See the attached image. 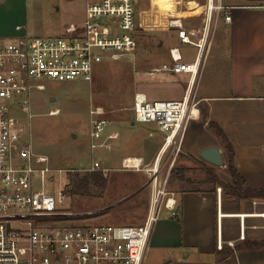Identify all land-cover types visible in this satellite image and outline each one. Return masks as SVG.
Masks as SVG:
<instances>
[{
    "label": "built area",
    "instance_id": "2783aa9c",
    "mask_svg": "<svg viewBox=\"0 0 264 264\" xmlns=\"http://www.w3.org/2000/svg\"><path fill=\"white\" fill-rule=\"evenodd\" d=\"M144 0H88L82 24H70L57 36L20 35L0 39V264H143L154 223L163 207L175 211V192L169 190L170 171L147 165L143 157L126 156L122 168L145 171L152 187L148 214L142 224H80L74 212L64 210L67 184L57 192L48 189L56 178L75 171L106 172L96 158L101 149H112L119 131H109L112 121L102 106L90 108L91 161L77 169L55 168L49 157L34 148L22 115L30 113L35 92L46 89L47 79L91 82L95 65L105 58L119 59L137 45V7ZM152 6L153 0H148ZM264 6V5H263ZM226 7L207 0L210 20ZM225 20L232 16L225 13ZM215 22L217 19L215 18ZM182 43L198 48L193 61L184 60L180 47L170 48L171 60L151 68L150 75L187 73L194 83L201 73L208 47L207 28L188 27L180 17H170ZM188 85V86H189ZM189 91L182 99L151 100L134 95L136 122H154L165 133L166 143L182 139L195 103ZM60 109L53 110L57 114ZM245 236L244 231L241 235ZM232 245L233 243L230 242ZM222 247V242L219 243Z\"/></svg>",
    "mask_w": 264,
    "mask_h": 264
},
{
    "label": "crops",
    "instance_id": "0c3cea01",
    "mask_svg": "<svg viewBox=\"0 0 264 264\" xmlns=\"http://www.w3.org/2000/svg\"><path fill=\"white\" fill-rule=\"evenodd\" d=\"M19 1L0 0V7L8 6L7 16H15L19 13L16 9ZM61 1L67 3V0ZM87 1L76 0L73 8L57 9L62 23L56 29L64 26L61 34L70 24L83 23ZM145 1L147 9H151L154 27L164 26L171 30L167 25L170 17H180L184 21L194 15L202 19L200 28L211 23L219 26V34L208 45L201 73L194 83L189 85L187 73H162V81L140 85L135 91L145 93L151 100L182 99L189 91L192 93L195 104L182 139L178 137L173 143H166L165 133L156 123L136 122L133 114L128 123L112 121L109 128V131L120 133L112 140V148L121 154V159L139 156L150 167L158 164L163 174L170 171L168 188L175 192L177 207L175 211L161 209L146 252L149 246L156 248L153 259L163 264H264V244L261 245L264 241V200L232 194L219 182L232 185L233 177L227 165L229 154L225 142L209 124L210 121L218 123L232 142L235 165L246 185L264 188V0H219L226 8L212 20L207 16V0H153L152 6ZM162 9L182 10L161 18ZM225 13L231 14L230 22L225 20ZM40 30L47 28L43 25ZM1 35L13 38L27 33L20 23L10 30L0 23ZM169 43L166 62L171 60L170 48L177 45L184 60L196 59L198 48L193 45L194 54H190V47L181 42L176 31ZM216 48L219 57L216 74L220 75L216 76L215 83L204 85L203 69ZM136 123L142 124L141 131L132 128ZM210 145L221 148L223 166L201 157V150ZM180 157L208 163V170L217 173L214 176L209 172L211 180L209 177L188 178L181 168L173 173ZM221 242L222 247L219 246ZM146 252L143 264L147 260Z\"/></svg>",
    "mask_w": 264,
    "mask_h": 264
},
{
    "label": "rangeland",
    "instance_id": "374dc122",
    "mask_svg": "<svg viewBox=\"0 0 264 264\" xmlns=\"http://www.w3.org/2000/svg\"><path fill=\"white\" fill-rule=\"evenodd\" d=\"M66 2L61 0H33L32 2L21 0L16 6L19 13L15 16H7L8 6H1V26L10 30L15 28L16 23H20L24 26L28 36L60 35L64 26L61 27L62 30L56 29L58 24L62 23L57 9L73 8L72 3H75L76 0H67ZM145 2V0L142 1L137 7L140 12L137 15L135 28L137 45L132 52L119 59L105 58L96 64L94 78L91 82L83 79L65 82L47 79L45 81L46 89L33 93L29 102L30 113L33 115L31 118L28 115L21 117L26 125L27 134L31 135L33 139L34 148L37 152L49 157L52 167L77 169L81 162L90 163L89 131L90 108L92 106H102L106 111L105 116L113 122L128 123L132 119V105L136 89L140 85L147 83L152 85L151 82L163 80L162 73L156 76L148 73L151 68L166 62L169 38L176 28L169 30L164 26L154 27L150 19L151 9H147L148 6ZM180 10L182 9H162L161 18L170 12ZM197 17L194 15L184 21L188 27L200 28L202 19ZM215 24L211 23L206 30L208 45L219 34V26ZM43 25L47 30H40ZM9 36L11 35H1L0 39L7 38L5 41H8ZM188 47H190V54H194V46L188 44ZM217 53L218 49L216 48L211 54L207 67L205 64L206 68L203 69L204 85L215 83L216 76L220 75L216 74L219 59ZM157 97H161V95ZM57 109H60V112L52 114V111ZM141 126L142 124L136 123L132 128L141 131ZM95 156L107 169L106 172L95 171L104 173L108 179L107 185L103 188L91 181L87 191L75 192L74 179L77 176L87 177L92 172L75 171L70 175L71 185L67 187L62 208L75 213L71 217L74 223L142 224L148 214L152 194V187L147 184L149 174L145 171L122 168L121 154L113 148L101 149L96 152ZM208 165V163L196 159H181L180 157L173 168V173L175 169L181 168L184 169L183 175L188 178L206 179L209 177L210 179ZM216 173L213 174L216 175ZM174 175L172 174V176ZM68 182L66 176L61 179L57 177L54 184L48 185V189L57 192L60 185L65 187ZM137 186L140 187L139 191L136 190ZM154 251H157L156 248L149 246L145 264H163L153 259Z\"/></svg>",
    "mask_w": 264,
    "mask_h": 264
},
{
    "label": "trees",
    "instance_id": "16d2710c",
    "mask_svg": "<svg viewBox=\"0 0 264 264\" xmlns=\"http://www.w3.org/2000/svg\"><path fill=\"white\" fill-rule=\"evenodd\" d=\"M209 124L218 133V135L221 136V138L225 142L226 149L229 154L227 165L233 177L232 185L218 179L219 182H221V184H223L228 189V191L231 192L232 194L244 196V197L261 198L264 200V188H252L246 185V181L244 177L241 175V173L239 172V170L237 169L235 165V149L233 147V144L229 140L227 134L224 132L222 127L214 121H210ZM212 175H214L213 172H212ZM91 181H94L96 184L104 188L107 185L108 179L102 171H99V172L92 171L90 175H87V177L77 176L74 179V186L76 187L75 192L87 191ZM70 185H71V178L69 177V182L67 186L69 187ZM263 244H264V241L261 243V245Z\"/></svg>",
    "mask_w": 264,
    "mask_h": 264
},
{
    "label": "water",
    "instance_id": "95a60500",
    "mask_svg": "<svg viewBox=\"0 0 264 264\" xmlns=\"http://www.w3.org/2000/svg\"><path fill=\"white\" fill-rule=\"evenodd\" d=\"M200 155L206 161L217 166L224 165V157L221 148L218 145H210L201 150Z\"/></svg>",
    "mask_w": 264,
    "mask_h": 264
}]
</instances>
